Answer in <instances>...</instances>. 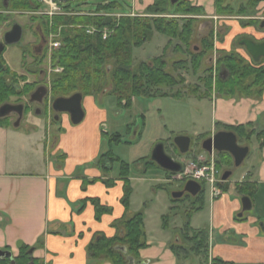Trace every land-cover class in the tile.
Segmentation results:
<instances>
[{
  "label": "crops",
  "instance_id": "crops-1",
  "mask_svg": "<svg viewBox=\"0 0 264 264\" xmlns=\"http://www.w3.org/2000/svg\"><path fill=\"white\" fill-rule=\"evenodd\" d=\"M184 1L201 8L204 17L215 19V0ZM140 2L144 6L142 12L153 4V0H132L127 13H140ZM258 10L264 14V7ZM251 33L248 40L257 44L264 42V29L258 32L252 29ZM230 36L228 33L224 50L230 47ZM262 93L260 100L244 97L235 100L216 98L213 92L208 97L212 103V119L222 129L217 131L214 128L206 140L217 132H232L227 128L239 126L254 127L257 133L264 132V90ZM81 106L86 122L72 128L69 117L63 116L59 124L64 134L54 138L52 143L47 134L39 138L37 128L20 132L13 125L0 123V251L9 252L14 258L21 246H27L32 248V257L43 264H110L90 258L88 247L100 235L112 238L117 233L116 222L142 211L133 209L132 189L128 209L123 207V184L117 177H105L98 168L77 171L78 167L101 155V132H104L106 122V112L97 106L95 98L83 97ZM260 140L258 162L252 166V171L235 182L253 184L255 195L264 192V138ZM189 152L182 160L210 157L206 152V156ZM58 154L64 157L60 165L55 161ZM232 170L229 171L231 174ZM109 179L112 180L111 185L103 183ZM85 180L99 181L88 185L83 183ZM224 183H227V190L219 188V196L210 201V226L206 230L210 233L209 261L217 258L230 264H264V224L261 229L256 218H244L241 203L229 195V182ZM235 194L238 193L235 191ZM253 199L250 200L251 205ZM91 200H97L110 212L97 220ZM142 212L146 247L139 251L135 260L137 264H177V256L172 249L177 238L175 241L171 237L156 240L147 231V211ZM190 227L202 230L195 229L191 223Z\"/></svg>",
  "mask_w": 264,
  "mask_h": 264
},
{
  "label": "trees",
  "instance_id": "trees-1",
  "mask_svg": "<svg viewBox=\"0 0 264 264\" xmlns=\"http://www.w3.org/2000/svg\"><path fill=\"white\" fill-rule=\"evenodd\" d=\"M0 0V9L2 8ZM227 0H215L214 8L217 15H231L234 9L230 4H225ZM264 0H248L246 6H240L236 14H243L248 9L256 8ZM168 0H154L147 9V17L122 16L114 18L109 16L120 9L117 3L97 5L95 12L107 14L108 16H65L54 17L51 22L48 18L44 23L48 33H57L60 29L58 41L60 47L56 48L50 57L52 68H60L61 73L54 74L50 80V89L53 99L68 98L79 94L83 97L112 96L116 99L118 106L129 108L133 98L136 97H163L167 94L163 90L173 89L183 84V78L167 73L164 53L168 44L172 40L178 41L189 54L190 64L194 73L197 72L204 60L213 51V33L210 32L202 41V47L197 53H190V43L197 24L196 17L203 16L201 8L192 6L189 2L179 0L178 3L169 9ZM18 8V5H14ZM25 6L27 7L26 3ZM168 7V8H167ZM167 8V9H166ZM170 13V14H168ZM126 14V12H121ZM168 16V17H163ZM195 17V18H193ZM253 20L249 24H253ZM181 22V24H180ZM87 28H93V34L87 33ZM108 31L107 37L103 39L102 32ZM155 31L166 37L169 41L162 51V56L150 61L141 63L137 69L132 67V51L141 47L148 38V35ZM179 48V47H178ZM184 61L174 62V67H178ZM257 63V62H256ZM216 68L219 73L214 78L211 68L208 75L202 79L206 88L205 97L216 93L218 96L233 98L240 96L244 98L261 96L264 88V60L259 64H246L244 60L235 54H220L216 61ZM14 87L5 85L0 81V103L12 94ZM179 95V94H177ZM254 128V127H253ZM253 128L242 126L227 128L232 131L238 143H249L252 138H256L258 143L264 138V132L257 133ZM107 135L101 132V138ZM121 143L118 134H112L109 145ZM174 146V145H173ZM261 144L259 143V148ZM176 150L177 148L174 147ZM178 151V150H177ZM111 152L100 155L97 168L106 176L111 171L114 164H118L117 180L123 184V194L121 204L128 209L131 188L129 182V167L123 162H117ZM216 168L221 172H229L233 168L232 158L227 153H217L215 157ZM160 169L151 160L146 164V169ZM168 172H166V175ZM99 180H85V184H93ZM112 180L104 181L106 185H111ZM223 191L227 190V183L217 185ZM235 191L239 196L248 197L250 200L256 193L253 184L235 183ZM191 199L189 202L192 208L187 213L190 220L191 215L202 210L203 195ZM180 200L171 199V203ZM90 203L95 208V217L98 220L101 215L109 213L110 210L101 206L97 200ZM144 215L142 211L130 217H124L114 224L117 233L112 238L98 236L88 247L89 257L108 262L110 264H137L138 253L146 247V235L144 229ZM237 220V219H235ZM238 221V220H237ZM190 222H186L180 230V237L187 242L190 247L185 250L180 245H173L174 254H187L188 251L200 256L203 261H209L208 246L209 235L205 230H193ZM167 227V217L163 218V229ZM179 241V238H178ZM32 248L21 246L18 255L14 258L15 264H43L42 261L34 259L29 251ZM0 264H11L5 258L0 260ZM210 264H230L217 258L211 259Z\"/></svg>",
  "mask_w": 264,
  "mask_h": 264
},
{
  "label": "rangeland",
  "instance_id": "rangeland-1",
  "mask_svg": "<svg viewBox=\"0 0 264 264\" xmlns=\"http://www.w3.org/2000/svg\"><path fill=\"white\" fill-rule=\"evenodd\" d=\"M113 2L120 5V9L113 14L129 12L132 7V0H93L87 5L77 6V10L79 11L80 9V11L87 12L95 10L97 5H105ZM168 2L170 3L169 0ZM247 2L248 0H227L225 4H230L234 9L231 15H217L215 13V19L206 18L204 14L203 16L196 17L197 24L193 33L192 42L190 43V53H197L202 47L201 41L210 32L213 33V51L204 60V64L201 65L197 72L194 73L190 64L189 54L178 41L172 40L168 44L164 53V59L166 61L165 70L169 74H174L177 78L181 76L184 82L173 89H164L163 93L167 94L166 96L156 98L136 97L132 99L129 108L118 106L116 99L112 96L99 95L95 98L97 100V106L106 112V122L103 126V131L107 135L102 137L101 154L104 155L110 151L111 156L117 159L118 163L123 162L128 165L130 171V188L133 190V209L147 211L145 212L147 214V231L156 240L170 237L172 239L177 238L176 246L180 245L185 250H188L190 245L182 240L180 230L187 221L195 229H204L205 231L209 229L210 188L207 185H202L203 209L188 220L187 213L192 208L189 200L186 197H182L180 198L182 199L181 201L171 203L172 194L181 191L187 182L182 179H177L175 174L169 172V174L167 173L168 177L166 181L164 180L166 176L164 170L153 169L152 167L146 169V164L151 160L152 150L159 144L164 146L165 154L175 159L176 162L179 158L182 160L183 155L177 151L178 149L176 150L174 148L175 145L173 144L174 139L179 136L189 138L190 152L195 151L196 155L199 153L205 156L207 155L202 150L203 143L208 138L209 133L214 131V128L217 131L222 129L219 124L213 121L212 103L208 97L204 96L206 88L204 87L202 79L208 75L207 70L211 68L212 77L215 78L217 76L219 72L216 68V61L220 54L223 53L238 55L246 64H259L263 61L254 62L247 54L245 48L239 45L240 41L251 37L252 29L255 32L264 29L259 28L261 20L264 19V14H260L258 10L264 7V2L260 3L254 9H248L243 14H236L239 11V7L241 5L246 6ZM139 5L140 13L132 11L134 14L133 17L146 18L147 10L142 12L144 9L142 2ZM170 5L169 9H172ZM43 8L44 6L39 4V12L43 11ZM39 16L40 18H44L42 14H39ZM53 18L48 17L49 22ZM251 20H253L252 25L248 23ZM228 33L229 35L231 34L232 41L230 47L224 50L223 48ZM168 41L166 37L152 31L148 35L147 41L141 47L133 49L132 67L137 69L141 63L150 62L162 56V51L167 46ZM10 52L8 64L13 70H17L19 68L18 53L15 50H11ZM176 61L184 62L175 68L173 63ZM48 67L46 65L44 69L49 70L51 68ZM28 82H32V79ZM19 87V85H16L14 90H18ZM28 90H31V88H28ZM262 94L261 96H253L252 98L260 100ZM215 96L216 98L228 99V97L218 96L216 93ZM241 98L240 96L233 97L235 100ZM248 98L251 99V97ZM85 122L86 119L76 126H81ZM71 126L72 128L76 127L74 125ZM36 128L38 130L37 136L40 138L47 134L51 143L54 138L64 134V130L63 128L61 129L59 121H51L50 118L48 119V116H38L35 113L31 114L27 120L21 122L17 127L20 132L32 131ZM112 134H118L121 143L109 145ZM240 145H246L249 149V154L240 167L233 168L228 182L231 186L229 195L235 197L241 203V197L235 194L232 187L243 175L250 170L252 171V166L258 162L259 145L256 138H252L249 143H240ZM63 159V155L58 154L55 157V161L59 163L58 165H60ZM97 162L98 158L91 160L78 167L77 171L80 172L88 168H97ZM117 173L118 164H114L111 171L106 175L108 178H115L117 177ZM143 205L144 208H142ZM252 206L250 211L243 213V216L244 218H256L259 221L260 228L263 229L264 192L260 191L255 195ZM166 217L167 227L163 229L161 226H163V218ZM213 233L216 236V230ZM177 264H210V261L205 262L200 256H196L194 252L188 251L185 255L182 253L178 255Z\"/></svg>",
  "mask_w": 264,
  "mask_h": 264
},
{
  "label": "flooded vegetation",
  "instance_id": "flooded-vegetation-1",
  "mask_svg": "<svg viewBox=\"0 0 264 264\" xmlns=\"http://www.w3.org/2000/svg\"><path fill=\"white\" fill-rule=\"evenodd\" d=\"M13 4L18 5V8H14ZM1 6L0 64L2 69L0 81L10 87L16 85L20 87L18 90H12V94H8L0 103V107L9 105L12 108L8 115L0 117V123L13 125L19 120L20 124L34 113L38 116H48L51 121H59L63 116L69 117L66 113L54 111L53 102L55 99H53L50 89L51 77L55 73H61L56 72L58 68H52L50 63L52 52L60 47L58 41L60 29L57 33L52 31L48 33L47 28L44 27L48 17L40 18L38 0H2ZM263 22L264 19L261 20L259 28H264ZM54 41H58L59 46L51 48L50 44ZM11 50L17 51L19 56V68L17 70H13L8 64ZM44 65L51 68L45 70ZM30 79L32 82H28ZM37 90L39 93L34 96L36 99L32 100V96ZM43 91L46 95L41 101H37L39 94ZM19 110H21V116L17 113ZM198 195L192 197L185 193L183 197L190 201Z\"/></svg>",
  "mask_w": 264,
  "mask_h": 264
},
{
  "label": "water",
  "instance_id": "water-1",
  "mask_svg": "<svg viewBox=\"0 0 264 264\" xmlns=\"http://www.w3.org/2000/svg\"><path fill=\"white\" fill-rule=\"evenodd\" d=\"M59 2H64L68 0H56ZM171 5H175L179 0H169ZM264 26V22L262 23ZM240 46H243L246 52L249 54L251 59L254 62H259L261 59H264V42L263 43H254L251 40L243 39L239 43ZM2 67L0 64V71ZM39 91L37 90L33 96L32 100L36 99L34 96L38 95ZM45 92L39 94L37 101H41L45 96ZM82 96L79 94L72 95L68 98H57L53 102V109L56 113H66L69 115V120L72 125H78L82 122L84 118V112L81 106ZM14 108V107H13ZM12 111L11 106L3 105L0 107V117L8 115ZM21 116V110L17 112ZM19 126V120L13 124L14 128ZM173 144L178 149L181 155H186L189 152L190 140L187 137L179 136L176 137L173 141ZM202 150L208 154H211L213 151L216 153H227L231 156L233 160L234 168H238L243 163L244 159L249 153L247 147H240L237 144V138L232 132H217L211 138L205 140L202 145ZM151 161L155 163L161 170L166 172L176 174L181 171V165L173 161L168 155L165 154L164 146L159 144L157 145L151 153ZM231 176V172H224L222 176V181L226 182ZM201 192V186L193 181H187L183 189L179 192L172 194L173 200H178L183 197V195L189 194L192 197H195ZM252 208L251 201L248 197H243L241 199V211L242 213L250 211ZM32 251H29L31 254ZM7 258L10 260L11 264H15L14 258L9 252L0 251V259Z\"/></svg>",
  "mask_w": 264,
  "mask_h": 264
},
{
  "label": "built area",
  "instance_id": "built-area-1",
  "mask_svg": "<svg viewBox=\"0 0 264 264\" xmlns=\"http://www.w3.org/2000/svg\"><path fill=\"white\" fill-rule=\"evenodd\" d=\"M41 6H44L39 14L47 16L49 18L53 17H67V16H89V17H100L108 16L107 14H102L90 10L87 12L77 10V6L87 5L93 0H68L64 2H59L56 0H38ZM115 15V16H114ZM114 18H120L122 16L133 17V12L128 14H110ZM137 17V16H135ZM95 30L93 28H87L88 34H93ZM102 38L105 39L108 31L106 29L102 32ZM59 46L58 41L51 42L50 47L56 48ZM56 72H61V69H56ZM182 164L181 171L176 174L177 179L191 180L200 184L209 186L210 188V198L211 200L217 198L220 194V190L217 185L223 184L221 179L222 173L216 168L214 156L211 155L209 159L198 158L194 160H181Z\"/></svg>",
  "mask_w": 264,
  "mask_h": 264
}]
</instances>
